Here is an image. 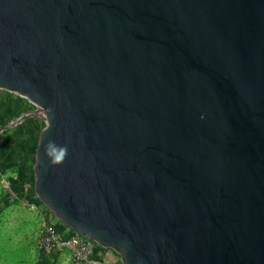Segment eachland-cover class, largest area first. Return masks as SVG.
Segmentation results:
<instances>
[{
  "label": "water",
  "instance_id": "1",
  "mask_svg": "<svg viewBox=\"0 0 264 264\" xmlns=\"http://www.w3.org/2000/svg\"><path fill=\"white\" fill-rule=\"evenodd\" d=\"M0 89L43 113L36 197L122 264H264V0H0Z\"/></svg>",
  "mask_w": 264,
  "mask_h": 264
},
{
  "label": "rangeland",
  "instance_id": "2",
  "mask_svg": "<svg viewBox=\"0 0 264 264\" xmlns=\"http://www.w3.org/2000/svg\"><path fill=\"white\" fill-rule=\"evenodd\" d=\"M30 109L22 103L18 113L0 117V264H76L66 250L43 253L37 247L48 209L31 190L44 120L39 114L21 118ZM108 259L121 262L115 253Z\"/></svg>",
  "mask_w": 264,
  "mask_h": 264
},
{
  "label": "built area",
  "instance_id": "3",
  "mask_svg": "<svg viewBox=\"0 0 264 264\" xmlns=\"http://www.w3.org/2000/svg\"><path fill=\"white\" fill-rule=\"evenodd\" d=\"M0 94L15 96L17 97L15 100L19 99L18 96L6 90L0 89ZM21 104L18 103L19 108H21ZM36 114L42 116L43 113L41 111H33L30 109L29 111L22 113L21 118L33 117ZM37 247L43 253H53L55 251L66 250L68 258L76 264H109L108 258L112 257L113 253L116 254L117 261H120L119 255L114 250L105 248L98 242L74 231L72 228L61 222L49 210L46 214L43 231L37 240ZM119 263L122 264L121 262Z\"/></svg>",
  "mask_w": 264,
  "mask_h": 264
},
{
  "label": "clouds",
  "instance_id": "4",
  "mask_svg": "<svg viewBox=\"0 0 264 264\" xmlns=\"http://www.w3.org/2000/svg\"><path fill=\"white\" fill-rule=\"evenodd\" d=\"M44 155L47 157L49 165L55 167L64 162L68 155V149L66 145L60 146L49 140L45 145Z\"/></svg>",
  "mask_w": 264,
  "mask_h": 264
},
{
  "label": "crops",
  "instance_id": "5",
  "mask_svg": "<svg viewBox=\"0 0 264 264\" xmlns=\"http://www.w3.org/2000/svg\"><path fill=\"white\" fill-rule=\"evenodd\" d=\"M15 98V96L0 94V117L7 118L9 115H13V113H18L17 111H19L20 108L18 107V101L15 100Z\"/></svg>",
  "mask_w": 264,
  "mask_h": 264
},
{
  "label": "trees",
  "instance_id": "6",
  "mask_svg": "<svg viewBox=\"0 0 264 264\" xmlns=\"http://www.w3.org/2000/svg\"><path fill=\"white\" fill-rule=\"evenodd\" d=\"M17 98V97H16ZM19 100L21 101V103H23V105L25 106V107H27V105H29V106H32L30 103H28L25 99H22V98H20L19 97ZM31 192L33 193V191L31 190Z\"/></svg>",
  "mask_w": 264,
  "mask_h": 264
}]
</instances>
